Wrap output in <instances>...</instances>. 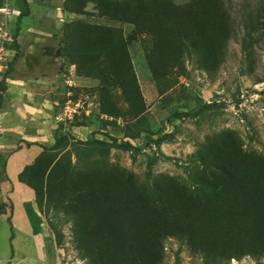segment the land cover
Masks as SVG:
<instances>
[{
  "label": "trees",
  "instance_id": "obj_1",
  "mask_svg": "<svg viewBox=\"0 0 264 264\" xmlns=\"http://www.w3.org/2000/svg\"><path fill=\"white\" fill-rule=\"evenodd\" d=\"M88 2H94L96 12L86 11ZM28 11L17 18L15 53L5 77L21 56L17 35ZM75 11L133 26L123 39L116 27L71 24L75 41L68 52L80 72L101 82L102 113L111 116L141 112L130 96L128 43L147 37L146 60L158 81L175 68L184 73L185 60L193 57L199 68L214 74L236 35L225 0H78ZM115 88L121 89L128 109L121 110L112 100ZM4 89L2 85L0 108ZM166 138V134L146 135L144 144H160ZM71 139L66 132L58 133L48 149L63 148ZM76 142L96 147L98 160L92 169L74 173L60 160L49 158L39 171L28 173L25 167L18 178L33 189L38 204L46 196L72 222L73 245L82 264H159L163 242L170 236L207 262L264 256V154L244 149L235 130L224 128L205 137L196 151L199 166L190 173L191 186L164 172L150 182L140 180L108 160L110 144L105 140ZM111 145L141 149L129 140H112ZM0 213H6L1 200ZM6 220L12 228L10 214Z\"/></svg>",
  "mask_w": 264,
  "mask_h": 264
},
{
  "label": "rangeland",
  "instance_id": "obj_2",
  "mask_svg": "<svg viewBox=\"0 0 264 264\" xmlns=\"http://www.w3.org/2000/svg\"><path fill=\"white\" fill-rule=\"evenodd\" d=\"M225 2L235 19L236 35L228 43L225 61L212 75L199 68L193 57L185 60L184 73L175 68L156 81L146 60L147 37L127 44L133 77L130 96L141 112L123 117L102 113L101 82L80 72L68 50L75 41L71 24L76 21L116 27L123 39L132 24L80 14L75 11L78 0H27V6L24 0H0V48L11 52L7 57L3 55L7 67L4 64L0 70V92L3 85L6 106L19 112L12 119L15 124L0 126V182L6 177L8 158L18 148L25 151L19 156H27L24 168L29 167L25 171L28 173L39 171L49 158L60 160L74 173L92 169L98 160L96 147L76 140H105L110 144L108 160L132 171L140 180L150 182L164 172L190 186V173L199 166L196 151L207 135L233 129L241 137L244 149L264 154V0ZM26 8L29 11L21 17L17 35L21 56L5 77L15 53L12 38L16 21ZM85 9L96 12L94 2L86 3ZM12 84H16L11 88L14 92H7ZM244 92L248 96L243 100L240 96ZM112 93L118 108H129L120 88ZM207 104L212 106L205 108ZM67 105L73 111V119L63 115ZM62 132L73 139L63 148L48 149ZM163 134L167 138L160 144H144V136L157 138ZM112 140H129L141 149L122 150L112 146ZM9 212L7 207L6 214ZM28 215L34 231L36 224L41 225L54 238L60 250V264L84 262L73 245L72 222L46 196L41 204L34 197V207H29ZM11 239L6 218L0 214L2 259L11 255ZM30 241L36 239L32 241L31 237ZM6 264L12 262L7 260ZM159 264H264V256L207 262L170 236L163 242Z\"/></svg>",
  "mask_w": 264,
  "mask_h": 264
},
{
  "label": "crops",
  "instance_id": "obj_3",
  "mask_svg": "<svg viewBox=\"0 0 264 264\" xmlns=\"http://www.w3.org/2000/svg\"><path fill=\"white\" fill-rule=\"evenodd\" d=\"M15 85L12 84V87L8 88L7 92H14V89L11 90V88H14ZM6 104V98L3 97L2 93L0 126L8 128L10 124H15V120L12 119L17 117L19 112L16 114L12 108L8 109L9 107ZM13 106L14 104H11L10 107ZM21 152L25 151L23 148H18L8 158L6 162V177L0 182V200L6 204V208L8 207L10 211L8 214H0L5 218L9 214L11 215L12 228L8 224L9 238L11 231H13L12 239L10 240L11 255L6 257V259L0 257L1 262L6 264V261L9 260L12 264H60V250L57 248L50 232L37 224L36 228L38 231L36 232L31 224L28 212L29 207H34L35 196L33 189L18 178L19 173L26 164V159L24 160V158L27 157L25 155L19 156ZM31 237L32 241L35 239L36 241L31 242Z\"/></svg>",
  "mask_w": 264,
  "mask_h": 264
},
{
  "label": "built area",
  "instance_id": "obj_4",
  "mask_svg": "<svg viewBox=\"0 0 264 264\" xmlns=\"http://www.w3.org/2000/svg\"><path fill=\"white\" fill-rule=\"evenodd\" d=\"M10 54H11V52H3V48H2V47L0 48V70H1V67H3L4 64H5L6 67H7V63H6L5 61H6V59H7L6 57H7L8 55H10ZM3 55L6 56V57H4ZM13 56H14V55H13ZM246 93H247V92H244V93L240 96V98H241V99L243 98V100H244L245 96H248V94H246ZM243 100H242V101H243ZM63 115H64L65 118L73 119V116H74V115H73V111L70 110L69 105L66 106ZM60 119H63V117H60ZM0 264H2V262H1V258H0Z\"/></svg>",
  "mask_w": 264,
  "mask_h": 264
}]
</instances>
